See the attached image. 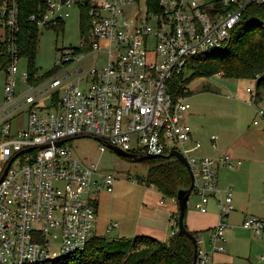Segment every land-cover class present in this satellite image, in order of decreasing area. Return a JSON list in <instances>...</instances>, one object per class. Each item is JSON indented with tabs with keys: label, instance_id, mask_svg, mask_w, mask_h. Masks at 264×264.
I'll use <instances>...</instances> for the list:
<instances>
[{
	"label": "built area",
	"instance_id": "2783aa9c",
	"mask_svg": "<svg viewBox=\"0 0 264 264\" xmlns=\"http://www.w3.org/2000/svg\"><path fill=\"white\" fill-rule=\"evenodd\" d=\"M33 14L39 28L59 26L70 8L86 4L88 31L79 47H70L61 62L80 61L86 54L106 55L103 64L67 84L55 74L42 85L29 82L17 93L18 1L0 0L7 60L5 99L0 106V264H45L86 248L97 219L98 194L112 190L116 176L100 163L76 153L72 140L91 137L101 151L115 146L135 154L180 151L194 174L196 208L208 211L215 199L220 218L210 233L211 249L197 239L196 264H214L213 254L225 250L226 216L234 210L233 188L218 184L222 163L234 167L230 155L198 156L187 118V94H173L171 79L188 69L189 61L219 49L230 40L251 4L264 0H44ZM136 7L130 14L129 7ZM1 66V64H0ZM48 87L36 91L44 84ZM55 90L49 105L38 97ZM187 92V89H184ZM248 92L254 90L247 88ZM59 97L54 101V94ZM27 105L25 125L14 129L6 119ZM258 125L264 107H257ZM216 136L213 137L215 142ZM240 164V161L237 163ZM242 226L256 234L264 221L245 217Z\"/></svg>",
	"mask_w": 264,
	"mask_h": 264
},
{
	"label": "rangeland",
	"instance_id": "374dc122",
	"mask_svg": "<svg viewBox=\"0 0 264 264\" xmlns=\"http://www.w3.org/2000/svg\"><path fill=\"white\" fill-rule=\"evenodd\" d=\"M130 14L136 11V7L127 8ZM63 26L41 27L38 43V51L35 58L36 78H43L38 85L57 74L58 78L65 77L74 72L78 67L85 68L82 73H73L63 81V84L77 80L80 76H88V72L95 66H101L106 60V55L96 52L86 54L80 61H71L65 65L61 62L62 53L70 47H79L85 33L82 32V15L79 7L70 8V15L64 20ZM3 36V28L0 26V37ZM17 93H22L29 88V82L24 77L29 71L28 60L20 56L17 61ZM51 74L48 77L46 74ZM191 71L186 69L184 77ZM50 83L44 84L36 93L41 92ZM6 71L0 67V106L5 99ZM184 85V83H183ZM191 91L189 101L188 123L191 125L194 137L203 144V149L219 153L228 152L229 147H234L243 160L241 167L232 168V172L224 167L225 186L233 188V199L240 192L245 201L251 203H264V119L259 125L254 124L257 118L256 108L264 107V93L261 101L255 97L256 80L246 78H229L220 74L210 77H196L188 85ZM250 87L254 91L248 92ZM55 90L49 89L39 95L41 105H49ZM256 98V100L254 99ZM28 106L24 105L11 113L6 119H12L13 128H21L25 125ZM217 139L214 142L213 137ZM75 151L80 156L100 163L103 170L111 171L120 179L126 177L145 176L148 165L143 162L126 160L114 149L107 148L101 151L98 140L91 137H81L72 140ZM198 149L195 154L198 155ZM208 155V154H207ZM222 155V154H220ZM224 165V164H223ZM242 168V170H240ZM198 198L192 193L189 206H196ZM97 221V219H96ZM96 224V222H95ZM95 230V228H94Z\"/></svg>",
	"mask_w": 264,
	"mask_h": 264
},
{
	"label": "trees",
	"instance_id": "16d2710c",
	"mask_svg": "<svg viewBox=\"0 0 264 264\" xmlns=\"http://www.w3.org/2000/svg\"><path fill=\"white\" fill-rule=\"evenodd\" d=\"M17 1L20 25L19 55L28 60L29 82L38 84L43 80L41 77H35L37 73L35 58L38 51L40 28L31 16L44 11L46 5L44 0ZM86 12V4H83L81 10L83 33H86L89 27ZM63 23L59 24V27L63 26ZM6 60L5 44L0 37V67L5 69ZM66 63L68 62L64 65ZM188 69L191 71L189 76L184 77L183 72L171 79L168 88L173 94L189 96L191 91L186 85L194 78L220 74L229 78L255 79V97L261 98V94L264 93V4L249 5L225 46L205 55L193 57L189 61ZM50 75L47 73L43 77ZM184 89H187V92ZM58 97L59 93L56 92L53 97L54 101ZM125 159L132 161L129 158ZM142 162L148 165L147 174L137 175L134 178L147 185H154L164 196L177 201L179 189L190 186L189 169L183 161L176 157H156ZM178 216L179 211L176 216V225H178ZM190 231L198 239L201 233L209 230ZM194 260L193 240L185 234H180L176 229L168 243L146 235L111 237L93 234L85 249L45 264H193Z\"/></svg>",
	"mask_w": 264,
	"mask_h": 264
},
{
	"label": "crops",
	"instance_id": "0c3cea01",
	"mask_svg": "<svg viewBox=\"0 0 264 264\" xmlns=\"http://www.w3.org/2000/svg\"><path fill=\"white\" fill-rule=\"evenodd\" d=\"M254 99L256 100L255 97ZM189 118L188 116L187 121ZM202 147L203 144L199 149ZM236 153L237 150L231 146L224 154L202 148L198 156L219 158L222 155H230L232 157L236 164L234 167L221 163L218 168V184L224 188L227 185H224L226 171L223 166L227 167L230 173L232 168L243 165L239 153L238 156L235 155ZM239 161L240 164H237ZM233 203L234 210L226 216L230 226L226 229L225 250L213 254L214 264H264V232L256 234L242 226L248 215H256L264 221V203L244 202L240 192L234 197ZM178 211L176 199L164 196L154 185L139 182L134 177L122 179L116 177L112 190L105 189L98 194L94 234L111 237L146 235L168 243L176 229L178 230L176 225ZM219 218L220 211L215 199L210 200L207 212H201L196 206L190 207L188 204L186 220L188 228L200 232L209 230L200 234V238L203 239L202 247L205 249L209 250L212 247L210 233Z\"/></svg>",
	"mask_w": 264,
	"mask_h": 264
},
{
	"label": "water",
	"instance_id": "95a60500",
	"mask_svg": "<svg viewBox=\"0 0 264 264\" xmlns=\"http://www.w3.org/2000/svg\"><path fill=\"white\" fill-rule=\"evenodd\" d=\"M112 149H114L119 155L125 158L131 159L133 162H142L147 159L151 158H156V157H176L177 159L183 161L190 172V178H191V183L190 186L188 187H182L178 191V197H177V202L179 206V216H178V232L180 234H185L189 238H191L195 244V260L193 264L197 263V255H198V245H197V238L196 236L187 228L186 225V220H187V214H188V204H189V199L192 194V191L194 189V174L191 169V166L185 157L180 151L171 149L167 154H135V153H130L126 152L124 150H121L118 147L111 146Z\"/></svg>",
	"mask_w": 264,
	"mask_h": 264
}]
</instances>
